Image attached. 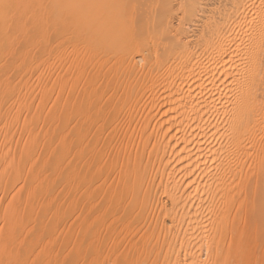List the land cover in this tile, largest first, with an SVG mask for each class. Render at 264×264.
<instances>
[{
  "label": "bare ground",
  "instance_id": "bare-ground-1",
  "mask_svg": "<svg viewBox=\"0 0 264 264\" xmlns=\"http://www.w3.org/2000/svg\"><path fill=\"white\" fill-rule=\"evenodd\" d=\"M71 2L86 57L73 32L0 31V264H25L29 195L52 176L98 209L161 191L160 263L219 258L229 226L264 214V0Z\"/></svg>",
  "mask_w": 264,
  "mask_h": 264
},
{
  "label": "rangeland",
  "instance_id": "rangeland-1",
  "mask_svg": "<svg viewBox=\"0 0 264 264\" xmlns=\"http://www.w3.org/2000/svg\"><path fill=\"white\" fill-rule=\"evenodd\" d=\"M23 1L24 0H0V31L5 33L8 31H17L19 33V30H22L21 18H25V22H29L27 23L29 28L32 27V25L33 29L37 28L36 31L39 39L44 40L47 37L52 38V35H48V30L55 28L56 31L62 32L64 37L69 36L71 34L70 32H73V47L75 45L77 46L80 37L79 29L83 27H80L81 24L79 25V22H70V18L73 16V9L70 10L69 7L73 3L71 0H68L69 6H67L66 0L60 1L58 5L47 4V2L51 3L53 0H25L24 4L31 7L32 11L31 8L30 10H21ZM54 15H58L59 19L54 21L52 18ZM62 16H66V18L63 17L62 19ZM52 23L54 25H52ZM76 46L73 48V57L74 54L77 53L80 55L84 54L86 57L85 52H82L84 49L80 46V53L78 51L79 46L78 49ZM0 50L2 51V49ZM79 54L75 55V57L79 56L78 60L80 61L83 55L80 56ZM51 56L52 55H49L48 58L45 56V60L46 58L50 60L53 58L54 60L52 59V62L54 63L60 60L58 59L59 56L57 58H55L54 55V57ZM2 57L5 56L2 54ZM64 58L65 57H61V60ZM65 59H67V57ZM74 59L76 60L77 58H73V62L78 63V61H74ZM4 64L5 59L4 63H1V66H5ZM74 65L73 70L78 68V66ZM44 70L42 71L46 78L42 75L43 78L41 77V79L47 81L51 76L47 77V69L45 68ZM74 71L73 79H75L79 70ZM52 177H48V181L50 184L53 183V186L49 184L50 187H43V189L39 190V193H35L34 197L29 195V197H32L31 199L35 198L34 200H36V202L29 198L28 203L30 202L32 206L27 203L29 208L27 207L26 209L28 213L25 217L27 218L25 219V224H27L26 233H28L26 237L29 241L26 238L28 241V243L26 241V245L28 246L25 248L29 251H25V259L27 260H25V264H91L92 260H95V264H149L148 262L153 260V258L155 259L154 256L157 254L160 256H156L158 260H154L155 263L151 262L153 264H159L161 262L160 260L163 259V253H165L166 248L158 249L159 246H157L158 244L156 243L158 234L156 232L157 230L159 232L162 228L166 229L167 227L165 228L163 225L167 222L162 224L163 215H161V213H153L152 208L156 205L155 203L157 201L160 202L165 200L163 192L157 191L156 193H150L148 191L142 193V191L137 189L139 193L137 192L138 194L134 195V197H137L139 203L133 206H131V204L130 207L125 206L126 200L130 199V195L127 197V194H124L126 195L124 196L123 194L117 193L118 195L114 194V197L111 199L113 195L111 196L108 193V196L104 197V202L98 206V209L89 204L90 195L87 191L83 189H81L80 192L75 190L73 184L74 178H72L74 179L72 180L69 177ZM68 179L69 181L71 179V181H67ZM100 198L101 197L98 196L97 199ZM249 207L251 208L252 206L250 205ZM91 208H97V210L95 211V209L93 210ZM249 210L247 213L249 212L248 214L250 215L252 212ZM256 212H258V210ZM256 212L254 211L253 214H256ZM257 214L259 216L263 215V217H260L264 220V214L260 212ZM259 216L258 220H255V217L250 215L249 217L252 220L249 218V222H251L243 224V226L238 224V222L235 224L236 226H233L235 228L232 226V228H230L229 226L227 231H225L227 233H224L225 239L223 237V242H225H222L221 245L224 246L222 250L224 251L223 254L219 258L209 257V260L208 258H204V263L244 264L247 262L251 264V260L252 262L256 260L254 263L264 264V221L261 219L259 220ZM149 218H152L151 222L147 223V219ZM238 228L240 230H238ZM242 228L246 230H243L245 235L241 232ZM146 229L148 231H146ZM229 229L232 231L229 233L230 235L228 234ZM149 230L153 231V233L151 231L149 233ZM237 231H239V234H233V232L238 233ZM238 235H240V237ZM214 242L215 241L212 242V245ZM159 250H161L160 253ZM213 259L215 261L218 259L216 261L217 263ZM240 260L244 262H240Z\"/></svg>",
  "mask_w": 264,
  "mask_h": 264
}]
</instances>
